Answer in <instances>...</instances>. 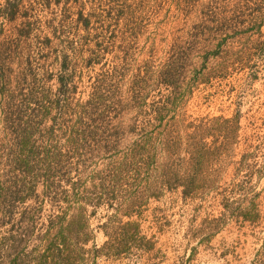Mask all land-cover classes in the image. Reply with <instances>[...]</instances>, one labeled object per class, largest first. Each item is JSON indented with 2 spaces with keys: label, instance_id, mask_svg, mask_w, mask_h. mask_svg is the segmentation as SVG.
Listing matches in <instances>:
<instances>
[{
  "label": "trees",
  "instance_id": "16d2710c",
  "mask_svg": "<svg viewBox=\"0 0 264 264\" xmlns=\"http://www.w3.org/2000/svg\"><path fill=\"white\" fill-rule=\"evenodd\" d=\"M147 15L157 21L139 49ZM263 27L264 0L0 4V264L151 255L156 241L141 230L143 208L166 194L187 202L215 189L219 216L204 222L211 235L229 218L259 229L250 264H264L260 193L248 187L262 177L258 146L244 138L232 161L238 115L183 113L197 85L185 83L191 74L209 81L248 70L247 79L257 78L251 62L264 50ZM254 36L257 54L226 47ZM228 165L233 180L217 188L213 176ZM100 210L107 215L98 247L91 219Z\"/></svg>",
  "mask_w": 264,
  "mask_h": 264
},
{
  "label": "rangeland",
  "instance_id": "374dc122",
  "mask_svg": "<svg viewBox=\"0 0 264 264\" xmlns=\"http://www.w3.org/2000/svg\"><path fill=\"white\" fill-rule=\"evenodd\" d=\"M4 1L0 0V4ZM54 11L57 15L60 13L59 9ZM21 20L17 18L13 25L18 26ZM156 21V16L153 20L149 19L148 15L145 16L144 28L139 34V49L143 47ZM6 29H9L8 26ZM41 31V37L48 36L45 28L42 27ZM261 32L264 38V27ZM257 38L254 36L250 40L236 39L233 42L229 40L226 47L231 52H239L246 48L250 53L257 54L253 49L256 47ZM260 54L251 62L255 65L257 78L254 80L247 79L248 70L231 72L223 79L212 77L209 81L207 75H203V78L200 75H189L185 83L197 85L194 86L192 94L184 98L183 113L192 119L239 116L241 141L234 147L235 157L231 160L239 159L244 138H251L249 144L258 146L255 162L257 168L262 167V177L260 180L253 177L248 187L253 193H260L258 202L262 214L261 224H264V50ZM142 58L139 57V60ZM203 79L206 81L205 84L202 83ZM184 90L182 86L181 92ZM211 167L216 170L218 163ZM245 173V171L241 172L236 181H240ZM233 174V165H228L216 173L213 178L217 179V188L218 186L225 188L230 184ZM220 190H206L197 199L187 202H184L178 193L166 194L159 201L151 200L143 208L144 212L138 222L143 234L148 238L154 237L155 251L151 255L142 256L138 251L132 250L116 261L101 259L97 264H250L260 246L256 239L259 229H253L239 220L229 218L216 234L211 235L208 226L204 223L219 216L220 208L217 206L219 197L216 192ZM238 198L239 195H236L233 199ZM106 215L105 211L100 210L91 219V227L95 229V242L98 247L103 244L105 237L102 230L96 228L106 222Z\"/></svg>",
  "mask_w": 264,
  "mask_h": 264
}]
</instances>
